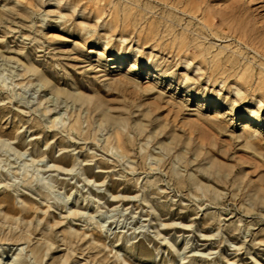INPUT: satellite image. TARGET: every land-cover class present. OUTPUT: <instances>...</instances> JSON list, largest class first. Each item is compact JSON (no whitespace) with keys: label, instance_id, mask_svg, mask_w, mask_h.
<instances>
[{"label":"rangeland","instance_id":"obj_1","mask_svg":"<svg viewBox=\"0 0 264 264\" xmlns=\"http://www.w3.org/2000/svg\"><path fill=\"white\" fill-rule=\"evenodd\" d=\"M0 140L3 264H264V0H0Z\"/></svg>","mask_w":264,"mask_h":264},{"label":"bare ground","instance_id":"obj_2","mask_svg":"<svg viewBox=\"0 0 264 264\" xmlns=\"http://www.w3.org/2000/svg\"><path fill=\"white\" fill-rule=\"evenodd\" d=\"M136 68V64H134L133 65V67H132V69H135ZM28 71H32V70H28ZM132 70H129L128 72H131ZM127 80L129 81L130 80V82L131 83H135L133 80H131L130 78H127ZM45 84H47L46 82H44ZM77 99H78V101H82L83 99H84V97H82V96H79V97H77ZM101 106H102V104L100 103L99 104V107L101 108ZM103 112H105V110L103 109L102 110ZM105 116V118H107V119H111L112 120V118L111 117H108L107 115H104ZM52 124H61V125H65V123H64V121H63V119L61 118V116H57V117H55V118H53V119H51V121H50ZM114 122H116V127L117 126H120L122 123H121V121L120 120H114ZM121 123V124H120ZM115 127V126H114ZM111 138V136L109 135L108 137H107V140H109ZM0 146H1V149L3 148L4 149V152H9V151H12L13 152V154L16 156V157H21L23 154H21V153H19L18 151H16L15 149H13V148H11L10 147V145L8 144V143H6V142H4V141H1L0 140ZM31 164H33L34 162H36V160L35 159H31ZM28 166H27V163L26 162H24L23 163V167H22V169H26ZM51 167H56L55 165H47L46 166V168H51ZM3 169V171L4 172H7L8 170H5L4 168H2ZM37 172H38V169H35ZM48 187L50 188V189H52L53 187H54V183H53V181L51 180V179H49L48 180ZM113 199H116V198H118V196H111ZM14 213H16L15 214V216L14 217H16V215H17V213H18V211H13ZM22 212V211H21ZM22 220V218L20 217V216H18V221H21ZM21 238V237H20ZM31 252L35 255V256H38L39 257V259H42L43 258V255H42V252H41V249L40 248H34V249H31ZM5 256H3V257H1L0 258V264H3L4 262H5ZM17 264H22V261H18L17 262Z\"/></svg>","mask_w":264,"mask_h":264}]
</instances>
